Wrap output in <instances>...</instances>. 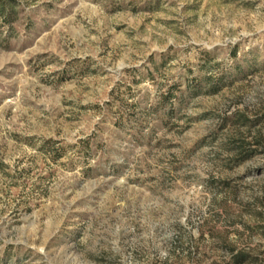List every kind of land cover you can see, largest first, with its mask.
<instances>
[{
	"label": "rangeland",
	"instance_id": "1",
	"mask_svg": "<svg viewBox=\"0 0 264 264\" xmlns=\"http://www.w3.org/2000/svg\"><path fill=\"white\" fill-rule=\"evenodd\" d=\"M14 5L0 264H264V0Z\"/></svg>",
	"mask_w": 264,
	"mask_h": 264
},
{
	"label": "trees",
	"instance_id": "2",
	"mask_svg": "<svg viewBox=\"0 0 264 264\" xmlns=\"http://www.w3.org/2000/svg\"><path fill=\"white\" fill-rule=\"evenodd\" d=\"M14 9H15L14 0H0V18L2 19L4 24H7L9 26L12 25V23L16 19V16L14 17V13H15ZM220 89L221 86L212 85L210 91L212 93H216Z\"/></svg>",
	"mask_w": 264,
	"mask_h": 264
}]
</instances>
